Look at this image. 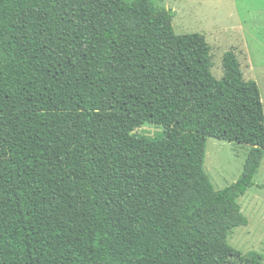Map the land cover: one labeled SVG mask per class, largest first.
<instances>
[{
	"label": "trees",
	"instance_id": "16d2710c",
	"mask_svg": "<svg viewBox=\"0 0 264 264\" xmlns=\"http://www.w3.org/2000/svg\"><path fill=\"white\" fill-rule=\"evenodd\" d=\"M151 0H0V264H264L228 243L264 157L234 50ZM146 121L153 135L134 131ZM209 137L248 145L217 190Z\"/></svg>",
	"mask_w": 264,
	"mask_h": 264
},
{
	"label": "rangeland",
	"instance_id": "374dc122",
	"mask_svg": "<svg viewBox=\"0 0 264 264\" xmlns=\"http://www.w3.org/2000/svg\"><path fill=\"white\" fill-rule=\"evenodd\" d=\"M155 9L175 12L177 33L200 32L212 47V71L224 75L223 56L234 50L246 79L258 82L264 104V0H151ZM163 125L146 121L134 132L153 136ZM250 146L209 137L204 167L215 189H223L241 176ZM255 185L239 198L249 223L232 230L228 243L244 256L257 253L264 262V157Z\"/></svg>",
	"mask_w": 264,
	"mask_h": 264
}]
</instances>
